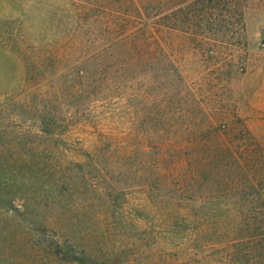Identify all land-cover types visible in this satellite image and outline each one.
<instances>
[{"label": "rangeland", "instance_id": "obj_1", "mask_svg": "<svg viewBox=\"0 0 264 264\" xmlns=\"http://www.w3.org/2000/svg\"><path fill=\"white\" fill-rule=\"evenodd\" d=\"M81 1L86 0H0V264H199L192 223L141 203L139 151L159 122L146 119L145 106H129L125 99L133 91L115 86L108 105L98 102L82 118L69 104L66 79L54 73L25 76L24 62L34 61L26 53L66 46ZM245 7V31L232 32L225 16L215 14L222 22L209 20L207 41L194 49L188 29L169 23L166 89L172 108L198 113L187 120L190 125L228 120L235 144L254 161L264 160V0H246ZM206 110L219 120L201 119ZM45 113L51 115L49 132L40 137ZM52 147L55 156L43 160ZM91 153L98 163L87 171ZM48 162L60 179L51 188L41 180ZM245 172L264 175V166ZM105 174L109 181L98 185L96 177ZM111 179L126 194L120 205L111 192L97 191L111 189ZM232 239L218 233L214 241ZM260 240L243 262L235 246L230 264H264Z\"/></svg>", "mask_w": 264, "mask_h": 264}, {"label": "trees", "instance_id": "obj_2", "mask_svg": "<svg viewBox=\"0 0 264 264\" xmlns=\"http://www.w3.org/2000/svg\"><path fill=\"white\" fill-rule=\"evenodd\" d=\"M245 2L81 1L77 7L78 21L72 33L67 31L70 37L66 46L60 48L61 52L26 53V57L32 56L34 61L24 62L27 80L39 79L49 73H54V78L66 79L69 104L84 115L82 118L91 113L96 103L108 105L115 98L110 95L115 86L133 91V95L125 99L130 102L129 106H145L146 119L159 122L156 128L150 127L145 139L148 146L139 151L138 162L142 168L139 174L143 179L138 189L143 191L141 203L174 211L192 223L193 231L197 233L194 249L202 257L199 264H230L235 246L239 247L243 262V255L249 254L254 244L264 238V175L245 172L254 165L264 166V160L249 161L245 157L249 151L235 144L237 137L232 136V128L226 123L228 120L207 126L190 125L187 120L190 116L196 119L198 113L188 114L182 108L171 107L166 89L169 23L173 22L174 29H188L189 43L194 49L207 41L203 31L209 20L222 22L221 18L213 17L215 14L225 16L224 23L232 32L233 29L239 33L245 31ZM235 16L239 20L232 22ZM111 72L126 75L115 80ZM50 117L49 113L44 114L40 137L48 134ZM201 119L219 120L208 110L202 112ZM57 137L58 133H54L52 138ZM133 148L127 145V149ZM54 150L52 147L42 153L43 160L55 156ZM86 157L94 160L86 165L87 168H78L90 171L98 162L93 153ZM43 169H46L41 177L44 186L48 184L51 188L60 182L52 172V162ZM105 181H109L107 174L96 177L98 185ZM97 191L103 195L111 192L109 198L118 205L121 200H127L123 197L126 196L124 191L117 187V181L112 179L111 189ZM55 200L59 202V197ZM218 233L234 236V239L219 244L214 241ZM56 246H59L57 240ZM202 251L207 253L205 257Z\"/></svg>", "mask_w": 264, "mask_h": 264}]
</instances>
